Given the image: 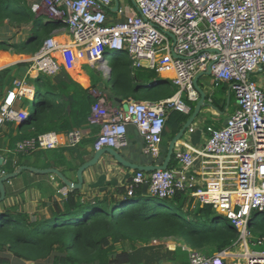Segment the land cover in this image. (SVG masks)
I'll return each mask as SVG.
<instances>
[{
	"label": "built area",
	"instance_id": "2783aa9c",
	"mask_svg": "<svg viewBox=\"0 0 264 264\" xmlns=\"http://www.w3.org/2000/svg\"><path fill=\"white\" fill-rule=\"evenodd\" d=\"M131 1L136 11L119 0L114 23L108 21L115 0H42L34 4L33 12L48 16V23L67 25L73 43L58 44L51 36L43 42L29 61L26 77L14 82L1 104L0 127L29 119L28 111L17 103L25 97H37L27 84L32 72L56 76L84 60L101 66L110 77L106 49L117 55L124 52L134 67L164 73L159 78L170 79L178 90L159 102L129 99L119 105L109 99L106 90L91 89L97 100L89 125L100 127L94 150L126 148L128 127L133 125L144 140L143 154L159 162L169 113L190 114V103L200 98L194 78L211 65L213 86L231 83L238 108L222 127L204 128L207 136L201 146L179 142L174 167L149 174L137 171L129 193L144 183L160 198L173 199L184 193L193 201V208L210 205L220 211L240 230V241L248 246L249 222L253 214L264 213V89L252 79V74L264 66V0ZM188 132H195L194 125ZM86 135L81 128L65 133L48 131L18 141L15 152L75 147ZM237 256L233 262L235 256L227 250L211 257L190 251L189 264H227L229 259L232 264L242 260L264 264V252L250 254L247 250Z\"/></svg>",
	"mask_w": 264,
	"mask_h": 264
},
{
	"label": "trees",
	"instance_id": "16d2710c",
	"mask_svg": "<svg viewBox=\"0 0 264 264\" xmlns=\"http://www.w3.org/2000/svg\"><path fill=\"white\" fill-rule=\"evenodd\" d=\"M31 7L25 0H0V25L31 26L27 42H0V48L35 54L50 37L51 26L49 23L40 25ZM126 56L123 52L108 62L111 69L109 79H114L110 88L100 84L101 81L97 79L91 80V86L86 88L74 80L66 69L56 76L39 74L37 78H31L38 98L31 103L29 120L18 128L21 133L17 135L18 140L48 131L65 133L75 128L92 127L89 117L97 99L91 89L106 90L109 99L116 104V99L155 103L175 95L177 91L174 87L165 85L166 79L159 78L155 70L134 67L132 60ZM6 61L1 60L0 65ZM28 65L20 63L0 71V81L11 88L17 72L25 70ZM155 80L159 82L154 84ZM223 84L214 92L212 104L225 112L228 100L224 98L227 86ZM226 84L231 86V83ZM195 105L190 103V114L178 111L169 113L161 161L166 156L169 142L190 118ZM99 132V126L91 129L94 136ZM175 165L173 157L170 167ZM7 171L12 173L14 169L9 166ZM128 189L120 186L112 193L89 200H84L79 191L69 192L63 206L55 204L53 216L60 220L53 222H33L25 213H17L15 217L11 208H5L3 220H0V264L10 263L3 256L9 255L6 252H11L20 261L36 264L48 259L51 264H144L141 259L135 258V251L138 246L154 240L178 238L182 246L207 257L234 249L240 242L238 228L221 222L220 214L210 205L193 208V201L184 193L177 194L171 200L160 201L156 197L143 199L142 187L135 188L131 195ZM206 218L211 223L206 224ZM248 229L251 235L249 241L259 249L254 250L264 252V242L259 245V240H264V216H254ZM182 249L177 247L169 253L176 262L189 264V252ZM161 261L158 259L157 263Z\"/></svg>",
	"mask_w": 264,
	"mask_h": 264
},
{
	"label": "crops",
	"instance_id": "0c3cea01",
	"mask_svg": "<svg viewBox=\"0 0 264 264\" xmlns=\"http://www.w3.org/2000/svg\"><path fill=\"white\" fill-rule=\"evenodd\" d=\"M25 1L32 7L34 4L42 2V0ZM35 15L37 18L36 20H39L40 25H48V22H41V16L45 14H42L40 16L37 14ZM116 21V13L112 10L109 12L108 22L114 23ZM52 24H54L55 26H52ZM49 25L51 26L49 27L52 29L50 36L54 37L58 44L71 45L73 43V34L67 25L56 26L54 22L49 23ZM22 30L25 31L23 32ZM30 30L31 26L26 25L21 27L15 26V28L8 23L0 25V42H6L7 44H22L24 42H27L30 35ZM33 56V53L26 54L25 51L15 52V50L13 51V49L8 47L0 48V61L6 59L8 60L0 65V71L8 68H13L15 67V65L20 63L29 64V61ZM84 62L88 64V62ZM79 65H81V63ZM89 65L96 66L90 63ZM28 68L29 65L25 70H20L19 72H17L15 81L21 78H25L28 72ZM79 69L82 73H84L82 66H79ZM71 71L72 70L68 71V73L74 80H76L86 88L91 86L90 78H88L89 84L84 85L78 80L81 76L80 73H78L77 76H74L72 74L73 72ZM38 75L39 74L37 72H32L30 76H28V86L36 89L35 85L31 82V78L35 79L38 77ZM202 77L203 84L199 85L203 88L207 95V102L212 104V94L217 89L212 84L211 76ZM201 78L199 79V82L201 81ZM252 79L257 82L261 86V88L264 89V66H262L261 69H258L252 74ZM223 85L227 86L224 95V98H227L228 100L225 112L218 110L215 106V108H203L201 112L203 113V122L210 126H213L214 128H220L225 125L224 123L226 118L230 117L238 108V101L232 89V86L226 83ZM13 86L10 88L9 85L7 86L2 81H0V106L5 100L9 90H11ZM22 103L23 102H18L17 106L25 108L21 105ZM27 111L30 117V109H28ZM10 123L11 124H8L0 129V156L4 159L2 166H0V178L5 174H8L7 167L9 166H12L14 171H18L22 167L32 169H23L18 172L17 176L5 181L6 198L0 203V211H5V208H11V210H13L14 212L28 214L31 217V221L33 222H53L55 221V219L60 220L58 217H55L54 219L53 216L55 204L59 203L63 206L61 198L59 197V193L63 192V194L65 195L64 201L66 200L67 194L72 191H79L82 194L84 200L93 199L95 197H103L109 193L114 192L117 187H128L133 176L135 175V170H131L127 167L122 166L110 154H104L94 166L89 167L83 172L82 188L77 190H70L58 176H56L55 180H53V174L44 173L34 169L44 170L48 168H54L59 170L70 182H78L77 171L79 167L85 163V157L93 156L95 154L94 142L97 135L94 136L91 134V129H94L95 126L84 129L87 135L84 140L75 147L60 146L56 149L40 150L32 153H16V143L20 140H23H18L17 138V135L21 134L18 128L21 124H23V122ZM194 129L195 132H187L183 140L180 142L188 141L192 146H201L205 142L207 136L205 134L204 127L198 128L197 123H195ZM91 137H93L92 141H90ZM127 137L129 142L128 146L119 150L127 160L141 165H150L157 163L143 154L144 140L135 126L129 125ZM0 220H3V217ZM58 222L60 223V221ZM174 240L179 239L171 238L170 242L168 243V248L170 250L174 251L177 247H182V250H186L187 253L189 252V255L190 251H193L186 246H182L181 240L180 242H174ZM262 240L263 239L259 240V242ZM252 244L255 246V243L252 242ZM259 245L262 244L259 243ZM234 249L227 250L231 255L235 256L233 262L238 260V256L237 254H235ZM6 253L10 254L9 256H7L8 258H10V262L14 264L19 263L18 259H16L11 254V252ZM167 258L170 259V264H174L176 262L172 254L167 256ZM187 258H189V256H187ZM228 261H230V264H232L231 259L227 260L226 262ZM142 263L152 264L148 260H142ZM240 264H242V261L240 262Z\"/></svg>",
	"mask_w": 264,
	"mask_h": 264
},
{
	"label": "water",
	"instance_id": "95a60500",
	"mask_svg": "<svg viewBox=\"0 0 264 264\" xmlns=\"http://www.w3.org/2000/svg\"><path fill=\"white\" fill-rule=\"evenodd\" d=\"M133 5L135 6L134 1H133ZM118 7H119V0H115V6L112 8V10L115 12L118 10ZM171 36L174 38L173 35H171ZM211 69L212 68L210 65L208 67L207 71L200 72L199 74H197L195 76L194 85H195L196 90L200 94V99L196 103L195 108H194L193 113L191 114L190 118L182 126V128L178 131V133L173 137V139L169 142V145L167 148V153H166V156H165L162 164H160V165H154V164L141 165L138 163H133V162L127 160L121 154V152L119 150H116V149H113L110 147H105L99 151H96L93 156H86L85 157V163L82 164L77 171L78 182H76V183H73V182H70L69 180H67V178L59 170L54 169V168H48V169H44V170H39V169H34V170H38V171H41L44 173L56 174L70 190H77V189L82 188L83 172L86 169H88L89 167L94 166L104 154H110L113 158H115V160L119 164H121L122 166L127 167L131 170L144 171L146 173H149V172L155 171V170H166L169 167L170 163L172 162L174 149H175L177 142L183 138V136L185 135V133L189 129V127L192 124H194L196 118L201 114L203 108H207V107L215 108L213 104L207 102V95H206L205 91L203 90V88L199 85V79L202 76H210L212 74ZM116 101L120 104H123V100L116 99ZM229 119H230L229 117L226 118L224 124H226ZM3 161H4L3 157L0 156V166H2ZM23 169H32V168L22 167L18 171H14L12 173L5 174L4 176H2L0 178V203L6 198L5 181L9 180L10 178L17 176L18 172L23 170ZM148 189H149L148 183H144V185H143V195L144 196L149 195ZM59 197L61 198V202L64 205L65 196H64L63 192L59 193Z\"/></svg>",
	"mask_w": 264,
	"mask_h": 264
},
{
	"label": "rangeland",
	"instance_id": "374dc122",
	"mask_svg": "<svg viewBox=\"0 0 264 264\" xmlns=\"http://www.w3.org/2000/svg\"><path fill=\"white\" fill-rule=\"evenodd\" d=\"M121 2L122 3L124 2V4L130 6L133 10H135V6L133 5V2L131 0H121ZM49 21H50V19H49L48 16H46V15L41 16V22L47 23ZM9 25H11V24H9ZM11 26H13V25H11ZM26 26H28V25H26ZM52 26H55V25L52 24ZM13 27L15 28V26H13ZM22 31L24 32L25 30H22ZM116 55L117 54H116V52L114 50L106 49L105 58H106L107 62H110L112 57H114ZM127 56H126V58H127ZM128 58H129V56H128ZM80 63H81L80 66H82V69H83L84 73H82L81 70L79 69V65H76L75 68L72 69L71 72H73L72 74L74 76H77V74L80 73L81 76L79 77L78 80L82 79L81 81L83 82V84L84 83H85V85H86V83L89 84L88 78H90L92 81L95 80V79L101 81L100 84H105L107 86V88H110L112 86V83H114V79L112 81H110V79L105 76L104 71L101 70V68H102L101 66H99V68H98L97 65L96 66H91V65L85 63L84 60H81ZM158 75H164V73L158 72ZM210 76L212 77V82H213L214 77L212 75H210ZM202 80H203V77L201 78V81L199 82L200 85L203 84ZM165 85H172L174 87L175 91L178 90V87L176 85H174L170 79L165 81ZM185 97H186V95L184 96V98ZM23 103H24L23 106L25 107V109H27V110L30 109L32 101L24 99ZM202 119H203V113H201L195 120V123H197V127L198 128H203V127L205 128L208 125L205 122H203ZM8 124H11V123H5V125L0 127V129L5 127ZM162 155H163V152H162ZM147 197H151V196L150 195H147V196L143 195V199L147 198ZM158 200L162 201L164 199L158 198ZM166 200H171V199H166ZM11 213L13 214V216L16 217V214L18 212H11ZM4 214H5V211H0V219L2 218V216ZM255 215H257V214H253V216H255ZM261 215L264 216V213L261 214ZM220 217H221V222H223L225 225L234 226L232 224V221L228 220L227 218H225L221 214H220ZM198 219L203 221V219H201V218H198ZM205 223L206 224L211 223L210 219L206 218ZM219 224H221V223H219ZM170 240L171 239L154 240V241L148 243L147 245H140V246L137 247V250L135 251V255L134 256H135L136 259L148 260L152 264H158L157 263L158 259L162 260L160 262V264H170V259L167 258V256L170 255L169 252L172 251V250H170L168 248L169 247L168 243L170 242ZM174 242H180V240H174ZM248 242H249L248 246L245 244L244 241H241L239 244H237V246L234 249L235 254H244L247 250L251 254V253L257 252L254 249L259 250L249 241V238H248ZM144 246H147V247H144ZM136 252H141V253H136ZM9 255L4 254L3 256L7 257ZM8 259L10 260V258H8ZM18 261H19V263H15V264H36L35 262H23V261H20V260H18ZM9 264H14V263L10 262ZM37 264H51V260L48 259V260H46L44 262L37 263ZM227 264H230V261H228ZM242 264H246L245 260H242Z\"/></svg>",
	"mask_w": 264,
	"mask_h": 264
},
{
	"label": "clouds",
	"instance_id": "9594fccd",
	"mask_svg": "<svg viewBox=\"0 0 264 264\" xmlns=\"http://www.w3.org/2000/svg\"><path fill=\"white\" fill-rule=\"evenodd\" d=\"M108 63V62H107ZM108 65V64H107ZM261 69V68H260ZM111 70V69H110ZM158 74V73H157ZM212 75V74H211ZM107 78H109V77H107ZM166 80H168V79H166ZM30 87V86H29ZM30 88H33V87H30ZM217 89V88H216ZM35 91H36V89H35ZM36 95H37V97H35V99H30V98H28V97H25L24 99H26V100H30V101H36L37 100V98H38V94H37V92H36ZM200 95V94H199ZM212 96H214V93L212 94ZM200 99V98H199ZM198 102V101H197ZM196 102V103H197ZM196 103H194V104H196ZM22 104H24V103H22ZM119 105H120V103H118ZM122 105V104H121ZM23 106V105H22ZM24 107V106H23ZM25 109V108H24ZM27 110V109H26ZM191 113V112H190ZM30 118V117H29ZM29 120V119H28ZM27 120V121H28ZM26 122V121H25ZM25 122H23V123H25ZM194 124H195V122H194ZM194 124H192V125H194ZM165 131H166V128H165ZM187 132H188V130L186 131V133H185V135L187 134ZM165 133V132H164ZM99 134V133H98ZM98 134H97V136H98ZM185 135L183 136V138L185 137ZM97 136H96V138H97ZM164 136V135H163ZM183 138L180 140V141H182L183 140ZM180 141H178L177 142V144L180 142ZM177 144H176V146H177ZM176 146H175V148H176ZM105 148V147H104ZM114 149V148H113ZM162 151H163V149H162ZM96 152V151H95ZM174 154H175V149H174ZM174 154H173V157H174V160H175V156H174ZM173 160V159H172ZM155 161V160H154ZM164 161V160H163ZM163 161H159V162H157V163H155L154 165H160V164H162L163 163ZM156 162V161H155ZM176 163V162H175ZM171 164V163H170ZM169 168H171L170 167V165H169ZM168 169V168H167ZM137 172V171H136ZM136 172H135V174H136ZM151 172H153V171H151ZM150 173V172H149ZM148 173V174H149ZM57 175L56 174H53L52 175V178H53V180H55V177H56ZM135 176V175H134ZM133 176V177H134ZM133 179V178H132ZM131 182H132V180H131ZM131 184V183H130ZM149 185V184H148ZM130 186V185H129ZM128 186V190H129V192H130V190H131V188ZM137 187H140V186H136L135 188H137ZM142 187V189H143V186H141ZM135 188H133V190L135 189ZM132 190V191H133ZM143 194V193H142ZM148 194L151 196V197H156V198H160V197H158V196H154V195H152L151 193H150V191H149V189H148ZM65 196V195H64ZM175 198V197H174ZM173 198V199H174ZM65 199V198H64ZM160 199H166V198H160ZM215 210V209H214ZM216 212H219V214H221L222 216H224L220 211H216ZM221 220V219H220ZM248 245H249V243H248Z\"/></svg>",
	"mask_w": 264,
	"mask_h": 264
},
{
	"label": "bare ground",
	"instance_id": "6f19581e",
	"mask_svg": "<svg viewBox=\"0 0 264 264\" xmlns=\"http://www.w3.org/2000/svg\"><path fill=\"white\" fill-rule=\"evenodd\" d=\"M70 45V44H69Z\"/></svg>",
	"mask_w": 264,
	"mask_h": 264
}]
</instances>
